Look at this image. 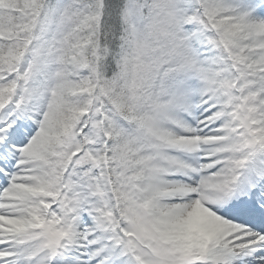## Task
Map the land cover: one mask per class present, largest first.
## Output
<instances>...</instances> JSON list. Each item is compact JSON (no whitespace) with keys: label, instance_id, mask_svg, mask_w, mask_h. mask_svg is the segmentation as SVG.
Listing matches in <instances>:
<instances>
[{"label":"snow or ice","instance_id":"6c2138e0","mask_svg":"<svg viewBox=\"0 0 264 264\" xmlns=\"http://www.w3.org/2000/svg\"><path fill=\"white\" fill-rule=\"evenodd\" d=\"M0 264H264V0H0Z\"/></svg>","mask_w":264,"mask_h":264}]
</instances>
